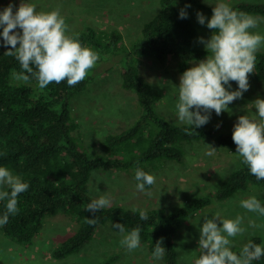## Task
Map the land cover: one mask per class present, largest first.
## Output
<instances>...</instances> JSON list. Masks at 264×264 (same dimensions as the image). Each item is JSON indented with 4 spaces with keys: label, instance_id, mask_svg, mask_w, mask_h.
Instances as JSON below:
<instances>
[{
    "label": "trees",
    "instance_id": "trees-1",
    "mask_svg": "<svg viewBox=\"0 0 264 264\" xmlns=\"http://www.w3.org/2000/svg\"><path fill=\"white\" fill-rule=\"evenodd\" d=\"M186 1L192 7L208 11L211 17L214 5L203 0ZM229 5L234 10L264 18V2L241 0ZM181 9L178 0H159V8L143 23L138 36L130 44L124 43L123 35L116 27L96 29L87 25L79 31L69 32L79 34L81 44L99 54L95 68L75 86H68L63 81L40 89L34 76H30L28 83L17 81L13 79V71H22L19 62L0 50V166L29 184L28 190L18 196V213L9 215L7 224L0 226L4 235L22 247H29L47 217L67 213L75 219L77 227L52 250L54 258L79 251L101 225L120 223L125 228L124 233L139 227L140 241L151 253L156 242L162 239V246L166 249L162 264H195L178 259L173 238L184 222L209 202L207 197L185 202L171 211L162 207L144 208L147 220L140 219L139 210L142 208L109 205L96 213L85 210L96 199L89 188L93 170L124 171L137 183V168L150 173L163 161H181L185 155V143L211 136L220 146L236 151L233 130L212 135L206 124L194 129L165 118L156 109L158 89L140 76L138 64L144 55H151L160 63L176 57L178 69L183 73L191 67V62L210 54L205 48L195 46L197 30L194 21L188 13L186 19L179 18ZM116 66L121 86L135 93L140 114L119 132L106 134L102 139L103 151L91 154L73 134L78 131L79 123L70 100L90 84L96 73L99 75ZM33 69L35 71L34 66ZM253 79L264 81V50L257 53ZM239 161L240 164L219 182L216 199L246 192L252 185L264 190V180L251 175L241 157ZM5 212L6 201H0V216ZM85 218H94L97 222L90 225ZM249 241L264 247L259 236H251L231 250L239 254ZM112 259L109 257L98 264H108ZM251 264H264V256Z\"/></svg>",
    "mask_w": 264,
    "mask_h": 264
},
{
    "label": "rangeland",
    "instance_id": "rangeland-1",
    "mask_svg": "<svg viewBox=\"0 0 264 264\" xmlns=\"http://www.w3.org/2000/svg\"><path fill=\"white\" fill-rule=\"evenodd\" d=\"M215 5L218 0H203ZM241 0H224L233 4ZM258 1L264 0H243ZM37 6V11L49 12L57 7L65 18L69 32L79 31L87 25L96 29L116 27L123 35L125 44H130L139 34L143 23L149 20L159 8V0H25ZM9 3L14 5L13 11L19 7L21 0H0V12ZM194 21L197 30L195 46L204 48L199 38H210L211 29L207 28L208 11L189 5L186 0H178ZM205 16V24L197 20V13ZM258 17V16H256ZM252 31L264 35V18ZM2 31V28H0ZM17 31H20L17 29ZM19 45H17L18 47ZM10 46L3 44L0 36V50L7 51ZM264 50V47L261 48ZM211 55V53L209 54ZM206 57L191 62V67ZM178 59L171 57L164 63L156 61L151 55L140 57L138 64L141 78L154 85L159 91L156 109L165 118L180 122L175 107L178 100L179 78L182 72L178 69ZM249 90L228 105L230 112H222L219 116L214 111L210 113L206 128L215 135L222 131L233 130L240 115L255 116L256 109L251 103L257 98L264 99V81H255L253 73L248 76ZM230 91L237 89V84L230 81ZM227 87V86H226ZM70 105L79 123L74 136L79 138L83 148L93 154L103 151L102 139L108 133L119 132L140 114L135 93L125 89L120 84L118 67L95 75L90 84L71 100ZM203 114V113H202ZM217 148L212 156L206 155L207 145ZM185 155L181 161H163L149 174L156 178L154 185L140 192L132 177L120 170H93L89 179L90 193L98 199L107 196L110 205H121L131 208H159L166 211L175 210L183 203L198 198L207 197L209 202L195 211L188 218L173 238V244L178 259L185 263H195L200 255L198 245L199 228L203 217L209 218L220 213L221 219L244 217L242 227L246 229L243 235L232 239V248L241 246L251 236H259L264 244V226L253 228L249 222L264 225V217L248 212L240 207V200L256 196L264 204V190L252 185L246 192L218 200L215 190L219 182L233 168L240 164L236 151L220 146L213 137L209 136L196 142L185 143ZM6 190V189H5ZM151 195H148V193ZM219 226V221H217ZM77 227L75 219L67 213H59L44 220L40 233L34 238L32 245L22 247L13 239L4 235L0 230V264H98L113 259L108 264H162V259L154 260L147 245L140 241V247L129 252L120 241L127 233L115 231L107 223L101 225L79 251L62 258H54L52 250L71 235Z\"/></svg>",
    "mask_w": 264,
    "mask_h": 264
},
{
    "label": "clouds",
    "instance_id": "clouds-1",
    "mask_svg": "<svg viewBox=\"0 0 264 264\" xmlns=\"http://www.w3.org/2000/svg\"><path fill=\"white\" fill-rule=\"evenodd\" d=\"M187 7L190 5H185ZM13 8L14 5L9 3L0 12V36L3 37V44L10 46L5 54L14 57L22 69L19 73L13 71V79L28 83L30 76H34L40 89L63 81L68 86H75L95 68L99 54L83 46L79 34H68V25L58 7L49 12L37 11L35 4L21 0L15 12ZM179 18H187L185 9L180 10ZM205 19L202 13H197L199 24L204 25ZM261 22V18L234 10L224 0H218L212 7V15L207 19V28L212 30L210 38H199L206 52L211 55L196 62L179 78L175 107L180 122L194 129L199 128L209 122L211 111L217 116L222 112H230L228 105L241 99L242 94L249 90L248 76L255 72L257 53L264 47V35L252 30ZM230 81L237 84L236 90H229ZM251 105L256 109L255 116L238 117L232 140L242 164L257 180H264V99L257 98ZM206 145L208 150L205 154L214 155L217 148ZM135 180L140 192H145L146 186L150 187L156 182L154 175L140 168L135 170ZM28 188L29 184L20 176L0 166V201H6V212L0 216V226L7 224L9 215L18 213V196ZM239 203L248 212L264 217V204L256 196L242 199ZM109 205V198L100 196L92 200L85 210L96 213ZM139 216L141 220L148 219L146 210H139ZM85 220L90 225L97 222L94 218ZM243 220L241 215L225 219H221L220 213L211 218L204 216L199 228L198 245L201 251L195 264H251L264 256V247L252 241L245 244L239 254L231 250V238L243 235L246 231L242 227ZM249 224L253 228L264 226L254 221ZM112 227L121 233L125 232L120 223L112 224ZM140 232L139 227L133 228L123 236L121 245L129 252L139 248ZM165 251L162 239L158 240L152 253L153 259H162Z\"/></svg>",
    "mask_w": 264,
    "mask_h": 264
}]
</instances>
